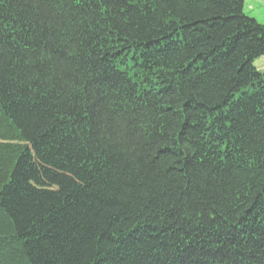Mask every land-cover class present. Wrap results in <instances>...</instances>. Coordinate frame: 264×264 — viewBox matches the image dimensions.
I'll list each match as a JSON object with an SVG mask.
<instances>
[{
    "label": "trees",
    "instance_id": "1",
    "mask_svg": "<svg viewBox=\"0 0 264 264\" xmlns=\"http://www.w3.org/2000/svg\"><path fill=\"white\" fill-rule=\"evenodd\" d=\"M242 3L0 0V264H264Z\"/></svg>",
    "mask_w": 264,
    "mask_h": 264
},
{
    "label": "rangeland",
    "instance_id": "2",
    "mask_svg": "<svg viewBox=\"0 0 264 264\" xmlns=\"http://www.w3.org/2000/svg\"><path fill=\"white\" fill-rule=\"evenodd\" d=\"M242 10L244 14L264 25V0H243ZM254 66L264 73V56L257 58Z\"/></svg>",
    "mask_w": 264,
    "mask_h": 264
}]
</instances>
